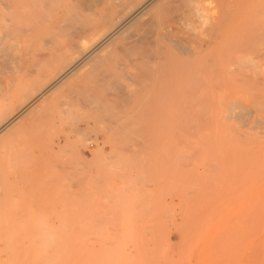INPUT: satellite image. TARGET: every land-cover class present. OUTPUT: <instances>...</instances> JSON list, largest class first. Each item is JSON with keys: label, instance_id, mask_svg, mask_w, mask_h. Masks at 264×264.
<instances>
[{"label": "rangeland", "instance_id": "374dc122", "mask_svg": "<svg viewBox=\"0 0 264 264\" xmlns=\"http://www.w3.org/2000/svg\"><path fill=\"white\" fill-rule=\"evenodd\" d=\"M172 1L147 29L172 36L114 43L0 135V264H264V0ZM184 48L195 92L168 73L163 96L148 90L143 61L177 69ZM1 52L0 109L15 113L51 79L14 78L18 52Z\"/></svg>", "mask_w": 264, "mask_h": 264}, {"label": "bare ground", "instance_id": "6f19581e", "mask_svg": "<svg viewBox=\"0 0 264 264\" xmlns=\"http://www.w3.org/2000/svg\"><path fill=\"white\" fill-rule=\"evenodd\" d=\"M172 2H173L172 0H0V51L5 52L9 47H12V48L14 47L18 53L13 58H15V60L17 59V61L19 60V63H21V65L19 67H16L15 69L13 68L14 69V71H13L14 72V78L21 80L24 78L29 79L27 77L32 76L33 78H35L34 76H37V77H40L43 79H51L49 84L44 83V81H43V83L45 85L42 84L43 86L39 87L40 89H39V91H37L38 95H35L36 97L34 99L32 98L31 101H28L27 99H25L26 95L25 96L22 95L20 97L19 105L21 104V102H26L25 103L26 105H25V107H24V105H21L22 107L19 106V108L17 109L18 116H14L15 113L17 114V111L14 113L11 110L12 106H13L12 104L11 105L8 104L9 108L7 107L8 105L6 104L7 105L6 109H8L9 113L6 112L5 108L0 109V135H2L3 132H5V130L9 129V127L13 126V124L17 122L16 120L18 119L19 115L24 114L32 106H34V104H37V102L39 100H41L43 98L45 99V97L47 98V95L49 96V94L51 95V92L53 93V91L56 90L59 86L61 87L62 83H64L70 77H73V75L76 72H78L82 68V66H84L86 63H88L92 59L96 58V62H95L96 64L98 62L103 63L104 61H106V63H107V62L112 61L114 56L119 54L117 52L115 53L114 50L112 49V45L114 43L119 42V44H117V45H119V47H120V42L121 43L123 42L125 44V42L128 39H130L131 35L137 37L136 36L137 33H142V35H140V37H143L147 41V43H150L148 40L156 42V43L160 42L162 40V38L165 36V34L163 35L161 33H158L157 31L155 33H153V31L152 32L149 31V32H151V33H149L147 29H152L154 27L157 28V25H158L159 19H160V15L168 13V12L171 13V10L173 8ZM174 14H176V13H174ZM189 20H190V18H189ZM156 21H158V23ZM175 21H176V19H175ZM172 24H174V22ZM181 26H182V22H181ZM17 27H18V33L16 35H14L13 32H16L15 28H17ZM171 27H173V26H171ZM158 28H157V30H158ZM165 30L167 33L166 36H172V34H170L171 30L169 27H167V28L165 27ZM131 38H132V36H131ZM137 39H139V38H137ZM144 39H142L141 41H143ZM139 41L140 40H138V41L136 40V42H139ZM141 41H140V43H141ZM132 42L130 40L128 43L130 44ZM156 43H154V44L157 48L158 46L156 45ZM124 44H121V45H124ZM129 44L126 43L125 46H128ZM35 46L40 47V49L37 48L38 51L35 50ZM142 46H145L144 42H143ZM119 50H121V47ZM151 50H152V48H151ZM157 50L155 51V53H159V52H157ZM181 50H182V52H180ZM181 50L179 52L183 55L184 58L179 60L177 69L169 68L168 65L171 62L167 61V63H165L164 57L163 58L157 57L156 62H154V61H143V59L141 57H139L142 59L143 65L144 64L146 65V66H144L145 67L144 70L149 75V77H148V75H146V73H144V71H143V74H145V76H143V77H145V78L148 77L147 79L150 80L146 84L147 88L148 87L154 88L155 85L157 86V87H155V89L158 88V85H157L158 83L156 84V81L163 78V79L167 80L168 85L173 90V92L181 93L182 95L184 94V96H187V94H190L191 92L192 93L195 92L194 89L196 86V82H195L196 77L190 75L193 73H190L191 71L188 69L187 70L188 74L187 73L185 75L184 74H179V75L177 74V72H179L180 69H182L183 65H186L188 67V65L190 63L191 64L193 63L190 50L187 48H184ZM11 52L14 53V51H12V49H11ZM127 52H128V50H127ZM128 55H129V53L127 54V56ZM131 55L132 54H130L129 56H131ZM136 55L139 56L138 53H136ZM142 55H147L146 57L150 56L151 58L153 56L152 53L147 54V52H146V54L142 53ZM118 56H120V55H118ZM169 57H171V56H169ZM4 58H5V56H4ZM144 58H145V56H144ZM1 59H3V57H0V61H1ZM154 59H155V57H154ZM12 61H11V63L14 62V61L13 62ZM122 61H124V60H122ZM203 61L205 62V60H203ZM34 62H35V64H33ZM204 62L202 64H204ZM54 63L55 64L60 63L61 65L59 67L54 66V67L49 68V66H53ZM90 63L91 62H89V64ZM195 63H196V61H195ZM171 64H170V66H173ZM14 66L15 65H13V67ZM195 66H196V64L194 65V67ZM205 69H203V70L207 74V71ZM85 70L86 69H84L83 71H85ZM203 70H201V71H203ZM88 71H90V70L87 69V72ZM95 71H97V70H95ZM193 71H194V69H193ZM199 71H200V68H199ZM197 72H198V70H197ZM0 73H2V72H0ZM11 73H12V71H11ZM162 73H168V74H167V76H163V77L160 75L162 78H159L160 76L158 77V75L162 74ZM175 73H176V75H175ZM94 74H96V72ZM202 74H203V72H202ZM202 74H201V76H203ZM206 74L204 73L205 76H206ZM82 75H83V73H82ZM133 76L137 77V75H133ZM11 78L13 79V76H11ZM81 78H83V77H81ZM104 78H107V77H104ZM206 79L208 80L207 76L204 77L203 79L200 78V80H202L204 82L203 86L206 82L205 81ZM18 80H16V81H18ZM132 80H133V78H132ZM141 82H143V84H144L146 81L143 80ZM154 83H155V85H154ZM159 84H162V86L161 85L160 86L162 87V90H163V86H164L163 84H165V83H159ZM201 84L199 83L198 85H201ZM80 85H82V84H80ZM133 86H135L137 89H139L138 86H136V83ZM164 87L166 88V86H164ZM32 89H34V88H32ZM80 89H82V86ZM98 90L100 91L99 88H98ZM143 90H144V88L142 89V91ZM148 90H151V89L148 88ZM156 90H158L161 93V95L163 96V91L161 90L160 87H159V89H156ZM158 91H157V93H159ZM81 92L83 93V91H81ZM149 92L151 93V91H148V93ZM9 93H10V91H9ZM29 96H31V95H29ZM72 96H74V95H72ZM78 96H80V95H78ZM1 98H2V96H1ZM40 102H42V101H40ZM159 104H160V102H159ZM170 105L173 106V108H176L178 106V104L176 102H173ZM150 107H152V106H150ZM33 108H35V107H33ZM8 114H9V117L7 116ZM27 115H28V113H27ZM158 117L159 116H157V118ZM31 118L32 117H30V119ZM33 119H31V120H33ZM39 119H41V118L39 117ZM40 123H42V122H40ZM149 123H151V121H149ZM155 123H157V121H155ZM95 124H96V122H95ZM27 127H28V125H27ZM21 128H23V127L21 126ZM51 129L52 128H50L49 131H51ZM140 129L142 131V128H140ZM30 130H32V129H30ZM35 130H36V128H35ZM138 130L139 129H137V134L140 132V135H141V131H138ZM143 132H144V129H143ZM32 135H33V133H32ZM42 136H40V137H42ZM153 136L154 135H152V137ZM143 137H145V136H143ZM41 139L42 138H40V141H41ZM158 139H159V137H158ZM30 140H33V139L31 138ZM52 141H53V137H52ZM29 142H32V141H29ZM46 142H47V140H46ZM137 144H134V145H137ZM36 145L38 146V144H36ZM139 145H141V144H139ZM30 148H32V145H29V149ZM42 148H43V146H42ZM39 149H40V147H39ZM62 149H65V148H62ZM45 150H43V151H45ZM39 151H41V150H39ZM40 155H37V156H40ZM50 155H52V154H50ZM41 157H42V155H41ZM32 158H33V155H32ZM35 158H37V157H35ZM48 159H49V157H48Z\"/></svg>", "mask_w": 264, "mask_h": 264}]
</instances>
